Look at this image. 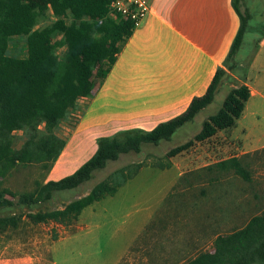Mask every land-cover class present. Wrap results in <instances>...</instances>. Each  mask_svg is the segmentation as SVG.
<instances>
[{"label": "trees", "instance_id": "1", "mask_svg": "<svg viewBox=\"0 0 264 264\" xmlns=\"http://www.w3.org/2000/svg\"><path fill=\"white\" fill-rule=\"evenodd\" d=\"M246 0H232L241 19L225 66L216 70L205 93L192 99L181 114L159 123L151 130L128 128L97 138L94 154L73 173L60 179L38 183L33 191L16 192L3 186L1 177L14 166H26L34 159L45 169L60 156L65 140L57 134L60 124L69 117L78 100L93 93L94 82L88 71L98 66L96 79L102 81L117 60L118 53L136 27L130 18L116 22L110 17V0H0V233L19 228L24 220L31 223L73 224L83 209L114 195L132 176L115 181L106 178L96 183L85 195L71 200L62 208L42 210L56 193L75 189L90 180L95 171L120 155L140 152L144 143L158 144L170 139L184 124L214 100L225 80L245 78L246 68L240 65V49L246 31L258 34L256 44L264 37L261 27H249L252 17ZM50 10L55 19L43 26ZM70 18V19H69ZM259 31V32H258ZM25 36L27 55L7 53L8 40ZM63 45L64 51L58 53ZM250 97L246 85L231 86L222 107L210 115L193 138L171 148L167 157L188 150L196 142L211 138L220 129L233 126L244 111ZM23 131L27 140L21 148L13 146V135ZM234 169L248 179V173L237 157L220 160L207 166ZM188 264H264V214L253 217L238 230L222 235L216 251L199 256Z\"/></svg>", "mask_w": 264, "mask_h": 264}, {"label": "crops", "instance_id": "2", "mask_svg": "<svg viewBox=\"0 0 264 264\" xmlns=\"http://www.w3.org/2000/svg\"><path fill=\"white\" fill-rule=\"evenodd\" d=\"M148 2V12L122 46L110 72L87 98L86 114L92 111L97 118L88 117L98 125H83L84 114L76 136L95 128L107 131L102 135L128 128L151 130L184 112L194 97L205 93L216 70L225 66L242 24L232 0ZM248 59L240 61L246 77L223 84L250 89L244 111L233 126L209 138L217 142L205 150L216 156L226 154L214 163L239 158L248 179L234 169L195 168L198 179L184 184L183 199L170 206L173 210L165 218L160 215L154 220L161 227L154 224L141 240L151 245V256L143 264H188L208 243L264 214V137L254 134L255 128H264V37ZM190 150L181 152L186 154L184 159L192 156ZM190 170L180 169L178 179ZM139 258L129 260L130 264H139ZM123 260L124 255L116 264Z\"/></svg>", "mask_w": 264, "mask_h": 264}, {"label": "rangeland", "instance_id": "3", "mask_svg": "<svg viewBox=\"0 0 264 264\" xmlns=\"http://www.w3.org/2000/svg\"><path fill=\"white\" fill-rule=\"evenodd\" d=\"M40 1L37 0L38 7H42ZM247 5L253 13L249 27L260 28L264 22V0H249ZM54 19L55 16L50 10L49 19L37 27ZM111 19L117 22L120 16L114 14ZM255 36V32L246 31L239 52V58L245 62H248V57L255 50L253 40ZM63 51L64 46H59V55ZM7 53L11 56L25 57L26 37H10ZM97 68L98 66H95L88 71L90 79L94 82L93 89L101 83L96 79ZM228 91L229 88L223 85L212 103L202 109L192 121L180 127L170 139H163L158 144L144 143L140 152L120 155L117 160L109 161L103 169L95 171L90 180L75 189L56 193L53 200L41 207L42 210L62 208L71 200L87 194L103 179L113 178L116 174L115 181H120L133 175L119 187L116 194L87 206L75 225L54 222L34 224L24 220L16 230L0 233V264H116L123 255L122 264H130L129 260L136 259L137 255L140 256L137 262L143 264L145 258L149 259L151 256V245L142 243L141 240L149 236L154 224L155 227H161L159 220L155 223L153 221L160 215L165 218L173 210L172 204L174 202L178 204L183 199L184 184L198 179L199 170L196 169L214 164L220 157L226 156L205 152L207 148L215 147L217 142L215 139H209L204 144L196 142L191 147L192 156L188 159H184L186 155L184 153L179 156L177 154L178 158L167 157V152L193 138L201 130L203 122L222 107ZM87 98H80L77 107L60 124L57 134L66 144L51 167L45 169L42 162L34 159L36 153L33 152L34 146L31 145L29 148L32 151V162L26 166L11 167L6 175L1 177L4 187L20 193L33 191L38 183H44L52 178L60 179L73 173L94 154L97 138L106 136L102 133L107 131L95 128L87 135L76 136L79 129H82L80 121L81 116L86 114ZM90 108L91 106L89 110ZM88 114L97 118L89 111L82 124L98 125L92 121L93 119H89ZM254 134L264 137V128H255ZM26 140L23 131H16L13 135V146L21 148ZM179 168L191 170L178 179L181 172ZM216 241L208 243V246L201 248L192 258L215 252Z\"/></svg>", "mask_w": 264, "mask_h": 264}, {"label": "built area", "instance_id": "4", "mask_svg": "<svg viewBox=\"0 0 264 264\" xmlns=\"http://www.w3.org/2000/svg\"><path fill=\"white\" fill-rule=\"evenodd\" d=\"M110 15L132 19L137 25L149 10L148 0H110ZM55 264V263H49Z\"/></svg>", "mask_w": 264, "mask_h": 264}]
</instances>
